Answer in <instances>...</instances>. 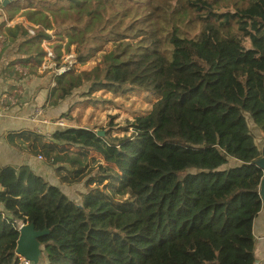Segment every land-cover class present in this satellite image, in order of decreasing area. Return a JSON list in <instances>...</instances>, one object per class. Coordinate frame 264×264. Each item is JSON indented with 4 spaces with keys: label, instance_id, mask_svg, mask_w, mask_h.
<instances>
[{
    "label": "trees",
    "instance_id": "1",
    "mask_svg": "<svg viewBox=\"0 0 264 264\" xmlns=\"http://www.w3.org/2000/svg\"><path fill=\"white\" fill-rule=\"evenodd\" d=\"M142 37L160 51L75 69ZM27 78L43 107L63 106L47 136L22 133L56 182L0 167V264H18L16 221L46 232L29 264H256L263 172L248 119L264 142V0L0 2L1 94ZM136 90L147 110L81 121L98 96Z\"/></svg>",
    "mask_w": 264,
    "mask_h": 264
},
{
    "label": "crops",
    "instance_id": "2",
    "mask_svg": "<svg viewBox=\"0 0 264 264\" xmlns=\"http://www.w3.org/2000/svg\"><path fill=\"white\" fill-rule=\"evenodd\" d=\"M28 79L19 83L21 91H18V95L1 94L6 88L0 79V95L3 96L0 99V167L17 169L27 166L36 175L50 182H56L52 169L47 165L48 161L42 155H34L28 151L27 141L22 142L26 134L22 133L35 131L42 136H47L48 132L54 128L48 120L58 118L63 106L43 107L45 89ZM39 107H42L40 118L46 119V123H42L34 116V110ZM258 194L261 199V208L253 220L254 255L256 264H264V170L258 185ZM2 211L3 207L0 203V212Z\"/></svg>",
    "mask_w": 264,
    "mask_h": 264
},
{
    "label": "rangeland",
    "instance_id": "3",
    "mask_svg": "<svg viewBox=\"0 0 264 264\" xmlns=\"http://www.w3.org/2000/svg\"><path fill=\"white\" fill-rule=\"evenodd\" d=\"M2 1L3 0H0V2ZM4 25L5 26L12 25V22H5ZM219 34L222 38L228 41H230L232 38V35H230L226 29H219ZM42 45L47 46V43L43 42ZM160 48H161L160 41L156 37H152V38L142 37V38H138L135 40H121L119 43H115L111 46H108L105 52H100L96 54L95 56L91 57L89 61L85 63L84 65H76L77 63L74 62V66H75V69L77 70L80 67L84 68V67L93 65L96 62H108L109 59H111L112 57H115L116 59H124L132 53H145V52H150L153 50L160 51ZM69 54L73 55L72 52H70ZM64 60L68 63H73V61H75L73 59V56L70 59H66L65 57ZM45 64H48V62L46 61ZM143 93L144 92L141 90L131 91L127 93L126 95L118 96L116 100L109 99L106 96H102V97L98 96V101L96 102L94 106L86 105V107L83 110V116L81 117V121L85 122L86 118L90 115L89 120L87 121V123H85L90 126V125H93L99 122L104 123L109 115L116 116L113 120L114 122H117L119 121V119H122L123 117H131L132 115L135 114V112H143L149 108V104L145 103V99H143V96H144ZM71 99H74L72 102H75L76 101L75 99H79V98L74 96ZM39 108L42 109V107H39ZM75 115H77V112H75ZM75 124L77 125V123L74 122L73 126ZM248 126L253 136L254 143L260 150V159L258 160V163L260 164L262 172H263L264 170V142L262 141L259 132L251 124L249 119H248ZM68 148H71V147L68 146ZM72 149L76 150V148L74 147H72ZM90 154L98 157L97 153L93 151H91ZM101 165H104L103 161L101 162ZM108 166L114 168L112 165H108ZM91 170L97 171V167L95 164L94 165L92 164ZM108 172L109 170L105 171V173H108ZM95 177L97 178L98 175L96 174ZM107 181H104V183L107 184ZM126 197L127 196H124L121 199H125ZM23 224H28V223L16 221L14 224V227L18 232V236H19V230L23 226ZM14 256L16 257V259H18V261L22 258L25 260H29V259H26L24 256H21L16 250V247L14 249ZM37 261H38V258L34 262H37Z\"/></svg>",
    "mask_w": 264,
    "mask_h": 264
},
{
    "label": "water",
    "instance_id": "4",
    "mask_svg": "<svg viewBox=\"0 0 264 264\" xmlns=\"http://www.w3.org/2000/svg\"><path fill=\"white\" fill-rule=\"evenodd\" d=\"M6 1L7 0H3L2 3H5ZM97 134L102 135V132L99 131L97 132ZM59 190L63 195L67 197L70 194V189L65 185H61ZM44 233L46 232L34 230L32 224H23V226L19 230V236L16 242V250L18 251V253L21 256H24L26 259H29V261H36L39 252L37 238Z\"/></svg>",
    "mask_w": 264,
    "mask_h": 264
},
{
    "label": "built area",
    "instance_id": "5",
    "mask_svg": "<svg viewBox=\"0 0 264 264\" xmlns=\"http://www.w3.org/2000/svg\"><path fill=\"white\" fill-rule=\"evenodd\" d=\"M47 55L50 56V52H48ZM41 115H42V109L41 108H36L34 110V116L36 118H40ZM40 120H41L42 123H46L45 119H40ZM54 123L56 125H59V126H71V125L73 126L72 123H70V122H68L66 120H62V119L56 120ZM263 257H264V255H263ZM18 264H29V260H25V259L22 258V259H20L18 261Z\"/></svg>",
    "mask_w": 264,
    "mask_h": 264
}]
</instances>
